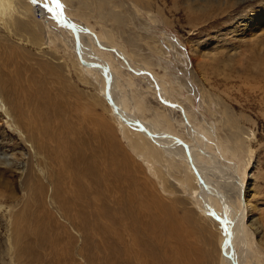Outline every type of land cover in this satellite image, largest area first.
Wrapping results in <instances>:
<instances>
[{
  "label": "rangeland",
  "instance_id": "374dc122",
  "mask_svg": "<svg viewBox=\"0 0 264 264\" xmlns=\"http://www.w3.org/2000/svg\"><path fill=\"white\" fill-rule=\"evenodd\" d=\"M59 1L149 71L145 78L98 50L118 67L125 109L186 150L201 146L215 164L235 165L247 187V264H264V0ZM2 5L0 264H223L231 207L222 212L214 199L225 228L203 215L187 194L201 191L191 176L148 138L132 148L99 82L45 34L31 2ZM249 17L259 24L251 39L240 30Z\"/></svg>",
  "mask_w": 264,
  "mask_h": 264
},
{
  "label": "bare ground",
  "instance_id": "6f19581e",
  "mask_svg": "<svg viewBox=\"0 0 264 264\" xmlns=\"http://www.w3.org/2000/svg\"><path fill=\"white\" fill-rule=\"evenodd\" d=\"M28 1L31 2L35 16L39 17L45 22V34L51 36L52 33L56 39H62L63 42L71 48L75 59L74 61H76L78 67H80L83 73L89 75L90 78L96 79V81L99 82V91L101 92L103 98L110 101V108H108L109 113L117 123L116 125L119 127L123 136L127 138L126 140L132 146V148H135L133 143L134 139L141 140L142 138H148L150 145L156 150V152L158 151L162 153L175 162L178 167H181L184 173H187L189 176H191V180L194 185L193 188H198L201 190L199 194L192 190V192H187L189 197L192 198V202L195 207L200 212L202 211L203 215L208 214L206 212H210V216L221 222L224 228L225 223L222 221L221 217L215 214L216 205L214 203V199H218L221 206L225 208V211L222 212H226V210L229 209V206L231 207V210H233V215L231 218L227 217L228 223L226 226H228V228L226 229L224 238L225 249L223 252V264H247V258H250L253 254V251L249 247L245 238L244 234L246 232L244 233L243 227L245 222L244 220L249 212V205L245 202L244 206H241L242 203L240 202V198L243 196V194H245L247 187L237 178L235 173V165L229 161L223 160L219 161L222 163L215 164L214 162L218 160L214 158L213 154L206 152L204 147L201 146L198 149L186 150L184 143L179 137L170 133L158 131V125L156 123L147 120L145 121L144 119L137 117L134 113L135 111L132 112L125 109L123 106V91L117 86V81L120 79V74L117 70L118 67L115 66L111 59L104 57L102 53L108 52L112 57L119 58L121 62H123L122 65H124V68L131 69L134 73H138L140 70L145 71V73L142 74L145 78H147L148 74L150 75L149 71L142 67L136 70L135 63L132 62L127 55L119 51L118 48L112 47L109 45V43L98 39L96 35L89 29L87 24L76 23L74 20L75 18L73 19L67 14L59 0H43V2H41V0H35V2H33V0ZM57 3L61 5L60 8H57ZM0 10L5 11V8L2 5V0H0ZM47 12L51 15L47 16ZM61 12L64 16V19L76 27V34L61 19L59 15ZM48 19L51 23L48 21ZM246 23H248V25ZM246 23L242 24V28L240 30L244 35H247L245 36L246 38L251 39L254 37L256 33L255 30L259 24L257 23V19L255 17H249ZM231 28H233V26ZM258 33L259 32H257V34ZM75 35L79 40L78 52L75 46ZM98 50H101L102 53H98ZM196 60H199V56H197ZM98 65H102L107 69V75L103 73ZM106 76L109 79V82L107 83L108 87L105 82ZM151 77L156 83V85L154 84V87L157 89V96L162 101L165 100L163 94L164 91L160 86V81L154 76ZM120 80L122 83L123 80ZM106 90L108 91L107 93ZM164 102L167 104L173 103L166 100ZM174 106L176 105L174 104L173 107ZM185 116L186 115H184V117ZM141 127L145 130H148L153 135H148L144 130H142ZM190 131V133L195 134L196 129L191 127ZM143 150V153L140 155H143L147 158V153L151 151V147L144 146ZM186 153H188V155ZM201 156H206L207 159H210L209 163L200 160ZM32 190H35L34 186H32ZM198 199L203 201L204 203L201 202V204L204 205H201L199 201H197ZM232 205H238V207L236 206L237 208L234 209V206L232 207ZM224 215L226 216L225 213ZM222 245L224 246V242ZM250 264H252V261Z\"/></svg>",
  "mask_w": 264,
  "mask_h": 264
},
{
  "label": "water",
  "instance_id": "95a60500",
  "mask_svg": "<svg viewBox=\"0 0 264 264\" xmlns=\"http://www.w3.org/2000/svg\"><path fill=\"white\" fill-rule=\"evenodd\" d=\"M59 15H60V17H61V19L71 28V30L76 34V27L72 24V23H70L69 21H67V20H65L64 19V16H63V14H62V12L61 13H59ZM78 44H79V40H78V37L75 35V46H76V50H77V52L79 51V49H78ZM81 59V58H80ZM82 60V59H81ZM100 68H101V70L103 71V73H105L106 74V72H107V69L104 67V66H102V65H98ZM107 75V74H106ZM105 81H106V83H108L109 82V79H108V77L106 76V78H105ZM108 91L106 90V93H107ZM113 107L115 108V106L113 105ZM139 124V123H138ZM142 128V127H141ZM142 130H144L148 135H153V134H151L148 130H145V129H143L142 128Z\"/></svg>",
  "mask_w": 264,
  "mask_h": 264
},
{
  "label": "snow or ice",
  "instance_id": "6c2138e0",
  "mask_svg": "<svg viewBox=\"0 0 264 264\" xmlns=\"http://www.w3.org/2000/svg\"><path fill=\"white\" fill-rule=\"evenodd\" d=\"M33 2H35V0H33ZM57 8H60L61 7V5L59 4V3H57Z\"/></svg>",
  "mask_w": 264,
  "mask_h": 264
}]
</instances>
